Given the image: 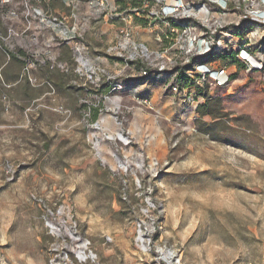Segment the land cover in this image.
I'll use <instances>...</instances> for the list:
<instances>
[{"label":"rangeland","instance_id":"obj_1","mask_svg":"<svg viewBox=\"0 0 264 264\" xmlns=\"http://www.w3.org/2000/svg\"><path fill=\"white\" fill-rule=\"evenodd\" d=\"M59 1L0 0V264H264V69L192 99L135 66L111 91L91 0Z\"/></svg>","mask_w":264,"mask_h":264},{"label":"built area","instance_id":"obj_2","mask_svg":"<svg viewBox=\"0 0 264 264\" xmlns=\"http://www.w3.org/2000/svg\"><path fill=\"white\" fill-rule=\"evenodd\" d=\"M90 5L121 23L107 54L124 67L112 75L101 66L93 70L97 82L108 80L111 91L122 90L117 78L135 66L140 77L164 79L166 89L189 92L192 99L207 82L228 86L233 78L228 66L264 69V0H141L138 7H116L112 13L107 0ZM140 29L149 42L139 40ZM221 61L226 64L216 67ZM155 251L157 264H183L175 247L160 245Z\"/></svg>","mask_w":264,"mask_h":264},{"label":"crops","instance_id":"obj_3","mask_svg":"<svg viewBox=\"0 0 264 264\" xmlns=\"http://www.w3.org/2000/svg\"><path fill=\"white\" fill-rule=\"evenodd\" d=\"M75 0H60L59 3L61 4H64L66 7H70L71 5L74 7V8H77L78 7L80 8L79 10L81 9H85L86 8V4H79V3H76L74 2ZM110 8H111V13L113 12L114 8H116L117 6L115 5V0H107ZM57 3V0H38V2H35L34 4L38 7H42L44 6L43 8H47V7H54V5ZM55 12L58 13L61 17H65L67 16V11L69 10V8L67 9L66 8V12H60L61 10H57V8L55 7ZM87 10L89 11H92L94 13V17H93V21H95V23L93 24L94 27H95V33H94V37L99 40H93V41H100L102 37H104L106 40H108V44L110 45L112 42L115 41L116 37H117V32H118V29L119 27H117L115 24L116 22H112L108 19V15H105L104 17H102L98 11L95 10V8H93L92 10H90V7L87 6ZM95 10V11H94ZM77 15H75L74 17L76 19H72V20H76V23H74L75 26H77L78 24V21H79V18L78 16H80L78 14V16L76 17ZM68 19V17H67ZM83 21H85V19L83 18L82 19ZM89 21V20H88ZM88 21L86 22L85 26H88ZM67 22V21H66ZM110 22V23H109ZM98 23V25H97ZM101 23V24H100ZM67 24L69 26H66L65 29H70L72 27V24L71 23H68ZM37 26H35L36 28ZM83 28V26H82ZM82 28H81V31H82ZM34 33V32H33ZM58 33V32H57ZM36 34V33H34ZM63 34V33H62ZM69 34V32H68ZM64 35V34H63ZM73 35V34H71ZM59 37H61V34H59ZM142 38L144 39H148V37H145L144 35L142 36ZM53 38H50L49 37V40H51ZM111 57V56H109ZM110 59H113L112 57ZM115 60V59H113ZM88 63L92 64V65H95V66H99V65H103V66H108L109 62L107 61V59H104L103 57H101L100 55L99 56H96L95 58H93L91 61H89ZM118 65L115 63L114 65V68H117ZM128 77H135V78H139V73H137L136 71H133L131 70L128 74Z\"/></svg>","mask_w":264,"mask_h":264},{"label":"trees","instance_id":"obj_4","mask_svg":"<svg viewBox=\"0 0 264 264\" xmlns=\"http://www.w3.org/2000/svg\"><path fill=\"white\" fill-rule=\"evenodd\" d=\"M127 1H129V0H119L118 1L120 6L122 7L121 10H127L128 8H130V6L131 7H138L141 3V0H130L129 4L127 3ZM11 57L14 58L13 55ZM204 62L205 61H203V63ZM179 78L181 79L182 77L179 76Z\"/></svg>","mask_w":264,"mask_h":264}]
</instances>
